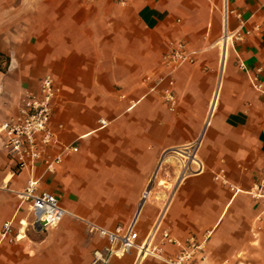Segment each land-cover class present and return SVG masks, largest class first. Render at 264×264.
<instances>
[{
	"label": "crops",
	"instance_id": "obj_1",
	"mask_svg": "<svg viewBox=\"0 0 264 264\" xmlns=\"http://www.w3.org/2000/svg\"><path fill=\"white\" fill-rule=\"evenodd\" d=\"M178 42L190 61L172 69L163 56ZM0 68V123L52 78L45 154L61 159L14 174L0 133V231L11 221L22 237L0 240V264H89L106 244L89 225L113 231L138 211V244L162 212L179 241L209 235L197 264H264V204L246 193L264 167V0H0ZM195 142L202 170L189 173ZM31 179L65 211L55 228H33L17 197Z\"/></svg>",
	"mask_w": 264,
	"mask_h": 264
},
{
	"label": "built area",
	"instance_id": "obj_2",
	"mask_svg": "<svg viewBox=\"0 0 264 264\" xmlns=\"http://www.w3.org/2000/svg\"><path fill=\"white\" fill-rule=\"evenodd\" d=\"M225 21L223 23V37L226 36ZM163 61L173 69L179 63L190 61V59L186 54L184 44L178 42L170 45L169 50L163 56ZM169 86H172L171 81ZM255 88L260 90L261 86L255 85ZM58 94L59 89L55 86L52 78L46 77L40 81L37 93H28L24 96L17 114L0 123V133L4 137L6 155L14 164V174L32 169L37 162L43 166L45 172H52L54 167L60 164L61 159L59 156L50 159L45 154L46 149L55 143L49 124L52 116V106ZM163 98L168 103L169 109L172 110L175 107V98L172 90L169 89L164 92ZM209 114L210 111L208 117H210ZM100 123L102 125L105 124L104 122ZM196 145L197 142L184 148L185 154L183 155L185 160L190 166L195 167V170H193L188 165L184 166L185 171L189 173H197L202 170V165L195 156ZM66 149L64 148V150ZM68 150L76 151V149ZM36 186V179L29 180L26 187L17 193V197L20 201L29 203L30 212L33 216V227L39 231H46L55 228L62 221L65 211L54 196L47 193H37ZM246 193L255 202L264 204V167L261 170L259 181ZM147 197L148 191L146 190L142 195L141 203ZM138 212L125 227H119L113 231L89 225V232L100 234L106 240V244L102 248L92 252L89 264H110L112 258H120L131 251L136 252L134 264H140L147 257L157 259L160 264L198 263L199 255L202 254L209 235L202 236L200 240L195 237H189L184 242L179 241L160 228V221L163 215L161 212L145 241L138 244L136 232ZM19 225L23 227L22 222H19ZM157 236H159L161 246H173L176 249L175 253L165 255L161 248L153 245ZM11 237L12 222H5L0 231V240L12 242L22 238H20L19 233Z\"/></svg>",
	"mask_w": 264,
	"mask_h": 264
},
{
	"label": "bare ground",
	"instance_id": "obj_3",
	"mask_svg": "<svg viewBox=\"0 0 264 264\" xmlns=\"http://www.w3.org/2000/svg\"><path fill=\"white\" fill-rule=\"evenodd\" d=\"M224 7H226V2H225V6ZM227 38H228L227 35L221 38V41H220V44L219 45H220V47H221L222 50H224L225 47H226V40H227ZM214 101H215V98H214ZM22 225L25 226L26 223L22 221Z\"/></svg>",
	"mask_w": 264,
	"mask_h": 264
},
{
	"label": "rangeland",
	"instance_id": "obj_4",
	"mask_svg": "<svg viewBox=\"0 0 264 264\" xmlns=\"http://www.w3.org/2000/svg\"><path fill=\"white\" fill-rule=\"evenodd\" d=\"M223 10H224V6H223ZM32 225V224H31ZM20 226V225H19ZM32 227H33V225H32ZM34 228V227H33Z\"/></svg>",
	"mask_w": 264,
	"mask_h": 264
},
{
	"label": "trees",
	"instance_id": "obj_5",
	"mask_svg": "<svg viewBox=\"0 0 264 264\" xmlns=\"http://www.w3.org/2000/svg\"><path fill=\"white\" fill-rule=\"evenodd\" d=\"M1 69V68H0Z\"/></svg>",
	"mask_w": 264,
	"mask_h": 264
}]
</instances>
